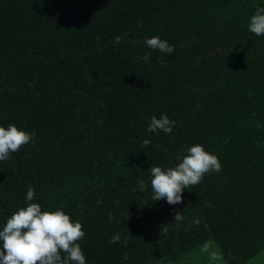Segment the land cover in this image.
<instances>
[{
    "label": "trees",
    "instance_id": "1",
    "mask_svg": "<svg viewBox=\"0 0 264 264\" xmlns=\"http://www.w3.org/2000/svg\"><path fill=\"white\" fill-rule=\"evenodd\" d=\"M258 7L264 0H0V127L35 133L0 161V230L37 203L81 223L86 264L259 256L264 35L248 31ZM154 36L174 51L149 49ZM163 114L171 133L146 131ZM197 144L221 171L179 204L153 201L149 169L176 167Z\"/></svg>",
    "mask_w": 264,
    "mask_h": 264
},
{
    "label": "clouds",
    "instance_id": "2",
    "mask_svg": "<svg viewBox=\"0 0 264 264\" xmlns=\"http://www.w3.org/2000/svg\"><path fill=\"white\" fill-rule=\"evenodd\" d=\"M248 31L256 36L264 35V7L256 9L250 18ZM115 42L119 44L121 37H115ZM145 45L165 54L174 51L173 46L158 36L146 39ZM142 59L146 61L148 56L145 55ZM174 126L175 121L163 114L159 118L153 116L146 131L155 133L159 130L170 134ZM34 137L35 133L18 130L14 125H9L7 129L0 127V161L9 159L10 153L17 152L21 146L34 140ZM149 143L147 139L143 141L144 146ZM180 159L181 162L174 168L149 169L153 201L165 199L169 205L179 204L185 189L201 183L205 174L219 173L222 169L219 159L198 144L189 147L187 155ZM138 187L144 191L147 184L139 181ZM34 195L35 190L29 187L26 200L32 201ZM189 207L190 202L186 209ZM113 219L109 214V222ZM174 219L175 222L182 221L181 212H176ZM84 236L81 223H73L63 211H42L39 204L29 203L13 213L0 230V264H86V256L77 243ZM120 242L119 233L111 237L110 243ZM123 243L126 245L127 241ZM203 251H207V246ZM217 258L215 254L212 255V259Z\"/></svg>",
    "mask_w": 264,
    "mask_h": 264
},
{
    "label": "rangeland",
    "instance_id": "3",
    "mask_svg": "<svg viewBox=\"0 0 264 264\" xmlns=\"http://www.w3.org/2000/svg\"><path fill=\"white\" fill-rule=\"evenodd\" d=\"M248 264H264V251Z\"/></svg>",
    "mask_w": 264,
    "mask_h": 264
}]
</instances>
